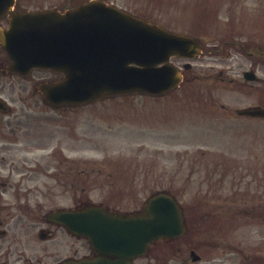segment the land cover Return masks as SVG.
Returning <instances> with one entry per match:
<instances>
[{
  "label": "rangeland",
  "instance_id": "1",
  "mask_svg": "<svg viewBox=\"0 0 264 264\" xmlns=\"http://www.w3.org/2000/svg\"><path fill=\"white\" fill-rule=\"evenodd\" d=\"M26 1L37 5L45 4L46 0ZM47 1L59 3L62 0ZM114 1L177 32L197 36L205 48L208 40L215 43L223 38L253 46L252 58L242 56L238 51H233L235 58H232L224 48L217 54L206 55L205 51L195 61L194 71L199 74L206 73L208 62H213L214 72H224L227 80L210 91L206 90V78L200 75L158 98L119 97L64 113L53 112V107L47 105L39 107L50 110L49 116H44L46 130L43 134L65 131L69 135L75 131L80 141L77 147L82 151L80 162L84 172L124 175L130 180L131 205L135 200L149 199L156 192H171L184 205L186 221L201 222L199 227L190 228L192 234L189 233L186 239L202 241L206 237V189H225L227 194L236 189L245 194L239 198L248 203L251 198L255 202L262 198L255 190H264V124L244 129L235 122L237 129L231 127L234 123L227 128L236 131L214 132L213 125L206 123V112L221 106L244 108L260 102L257 91H244L237 82L229 83L228 80H241L240 72L249 70L255 63V51H264V0ZM206 18H218L219 30L206 32ZM229 23L234 25L227 28L225 25ZM229 61L235 62L230 68ZM257 71L264 79L262 63L257 66ZM263 87L259 85V88ZM211 103L212 107H209ZM258 227L261 228L259 224L238 222L231 232L228 230V240L232 237L239 242L242 234L247 236L244 231H255ZM220 228V222H217V233ZM261 236L264 237V232ZM216 239L219 240V236ZM178 246L181 251L176 252V258L167 255V261L162 262L183 264L186 257L190 264L208 261L210 264H239L236 260L227 262L219 248L203 250L204 260L193 263L189 243L181 241Z\"/></svg>",
  "mask_w": 264,
  "mask_h": 264
},
{
  "label": "flooded vegetation",
  "instance_id": "2",
  "mask_svg": "<svg viewBox=\"0 0 264 264\" xmlns=\"http://www.w3.org/2000/svg\"><path fill=\"white\" fill-rule=\"evenodd\" d=\"M31 5L26 0L18 1L3 17L0 28H7L13 13L31 10ZM219 25L215 19H210L206 30L216 29ZM236 47L241 54L251 48L250 44L236 40H218L206 46V55L224 48L232 52L237 50ZM246 54L248 57L253 55L250 50ZM212 63L208 62L206 81L217 85L224 72L215 74ZM234 64L229 61V68ZM9 66L10 61L0 45V103H4L0 105V264H86L102 259L119 264L124 261L126 264H166L162 261H167V255L176 258V252L181 251L179 239L156 241L144 256L132 257L131 247L120 242V230L114 232L111 241L104 238L109 245L97 247L92 246L82 230L71 232L62 219L67 216L62 217L61 213H77L96 206L120 215L140 214L146 202L130 204V180L124 175L84 172L81 164L67 155V148L77 143L75 135H66L65 131L43 134L46 130L44 116H49L50 110L39 108L47 102L38 88L43 83L58 81L59 74L36 69L30 77L22 78L9 72ZM240 84L245 90L259 91L246 80ZM261 105L264 107V98ZM206 122L213 125L214 132L236 131L227 126L234 123L231 127L237 129L235 122H239L244 129H252L258 123H264V118L221 107L206 112ZM239 192L234 189L227 194L225 189H206V241L217 243L227 262L264 264V237L261 236L264 232V190H255L262 198L259 202L251 198L249 203L239 198L245 195ZM216 218L221 225L220 234L216 229L208 230ZM238 222L259 224L262 228L261 231H244L247 236L242 234L239 242L232 237L228 240V230L231 232ZM184 240L190 245V254L201 251L195 241ZM204 246L203 250L206 244ZM138 249L137 245L132 248L133 251ZM207 250L211 248L207 247ZM182 261L190 264L186 257Z\"/></svg>",
  "mask_w": 264,
  "mask_h": 264
},
{
  "label": "water",
  "instance_id": "3",
  "mask_svg": "<svg viewBox=\"0 0 264 264\" xmlns=\"http://www.w3.org/2000/svg\"><path fill=\"white\" fill-rule=\"evenodd\" d=\"M11 24V30L0 37L14 61L13 70L41 67L63 71L66 79L48 89L63 104H83L107 95L165 94L182 80L179 71L168 64L170 58L193 57L200 51L198 42L190 37L100 2L64 14L16 15ZM130 221L131 237L146 245L183 232L179 207L167 194L153 197L145 215Z\"/></svg>",
  "mask_w": 264,
  "mask_h": 264
}]
</instances>
